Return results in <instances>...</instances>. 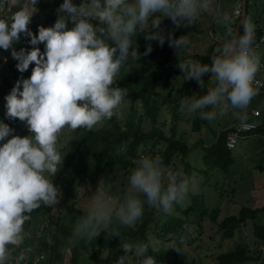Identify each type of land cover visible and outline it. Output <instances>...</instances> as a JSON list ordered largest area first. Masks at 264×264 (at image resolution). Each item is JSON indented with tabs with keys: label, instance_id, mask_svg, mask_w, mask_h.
<instances>
[{
	"label": "clouds",
	"instance_id": "clouds-1",
	"mask_svg": "<svg viewBox=\"0 0 264 264\" xmlns=\"http://www.w3.org/2000/svg\"><path fill=\"white\" fill-rule=\"evenodd\" d=\"M4 2L20 6V10L8 19L0 18V48L11 49L20 73L33 64L35 67L30 78L21 76L5 97L6 117L26 122L31 135L13 136L15 130L0 122V141L7 140L0 146V264H13L14 250L26 238L24 224L30 214L42 205L51 208L60 203L62 191L51 177L64 162L57 147L61 133L65 129L93 130L113 116L120 118L128 92L114 85L121 69L141 55L133 47L138 34L147 33L146 40L158 41L161 46L167 39L178 55L190 40L166 33L161 27L165 18L181 29L211 13L224 29L216 37L218 47L211 65L192 59L177 65L185 81L195 80L203 88L204 77L211 75L214 83L199 98L181 99L182 113L199 112L200 119L211 122L231 112L233 118L244 122L251 101L264 88L257 79L262 65L255 47L254 23L241 15L239 28L233 31L241 8L239 0L232 13L216 0H83L79 4L63 0L54 26H40L38 35L29 28L38 0H28L31 8L20 5V0ZM21 34L30 37V51L13 47ZM42 43L43 52L38 47ZM152 50L149 44L143 55ZM189 184L182 170H171L159 156H142L128 177L123 196L115 200L98 190L68 242L74 246L110 231L112 237L121 238L117 226H134L143 217L145 204L157 213H170L187 195ZM120 247L125 255L116 264H132L133 259L135 264H156L148 254L150 243L125 242Z\"/></svg>",
	"mask_w": 264,
	"mask_h": 264
},
{
	"label": "trees",
	"instance_id": "trees-1",
	"mask_svg": "<svg viewBox=\"0 0 264 264\" xmlns=\"http://www.w3.org/2000/svg\"><path fill=\"white\" fill-rule=\"evenodd\" d=\"M74 2L79 4L83 0H74ZM248 2L249 0H247V15L249 13ZM62 3L63 0H53L52 2L38 0V13L46 15V20H44L45 28L54 26L58 17L57 9ZM0 4L4 10V12L0 13V18L8 19L9 17L7 18L5 12L9 11L8 14L11 17L16 11L20 10V6L14 5L10 7L4 0H0ZM237 21L238 18L233 25V31ZM96 23L97 26H101L99 22ZM263 25L264 23L259 24V20L255 21L256 29H260ZM161 27L166 33H173L177 38L181 35L189 38L192 33L203 32L197 22L177 29L168 18L162 21ZM33 33L35 32L33 31ZM146 34L141 33L133 38V47H136L138 53L141 55L136 60L130 61L127 67L121 69L116 85H114L125 88L128 92L126 98L129 97L131 101L128 104L126 113L120 114V118L113 116L111 119H108L109 125L95 127L93 130L84 128L75 130L72 133V141L68 142L64 149L61 148L60 151H66L64 162L63 165L59 166L58 173L52 176L51 179L65 193H74L76 183L82 177L95 180L100 171H104L107 166L117 164V162L126 171H132L136 168L137 161L142 156H159L167 167L174 163V157L178 155H182V159L186 158L189 145L185 140L177 136L176 128L180 120L188 119V117L187 114H183L180 111L179 102L186 97L199 98L207 93L209 87H213L214 85L211 84V75L204 77L205 84L203 88H200L198 82L195 80L185 81L184 74L177 65L187 59L211 65L212 56L218 47V41H213L205 53H186L182 50L177 55V50L169 46L167 39L164 45L161 46L158 41L146 40L144 38ZM29 41L30 37H25L21 34L20 41L14 45L30 51L33 46ZM149 44L152 45V52L148 55H143ZM38 47L42 52L45 50L43 43L38 45ZM7 53L8 50L5 51L0 48V96L10 94L16 81L21 76L27 79L32 74L31 68L24 73H20L16 68L18 61L12 59ZM4 55L7 56V60L3 59ZM4 69L14 72L16 81L8 77H2L1 79ZM141 81H144V83H141ZM139 100L142 102V111L138 107ZM165 106H167V112L171 113L174 121L172 132L169 135L162 129L163 123L159 125L160 120L163 118L162 110ZM145 117L151 120L152 126L150 130H146L143 126ZM4 120H6V113L0 110V122ZM203 122L204 120L199 117V112H196L192 123V130L200 131ZM9 126L19 129L18 126ZM260 130H264L263 121L259 123L258 128L254 131ZM26 131L28 129L21 133L26 134ZM228 132L229 130H224L219 134L218 143L219 147H224L227 152H229L226 146ZM161 143H166V147L163 150H158ZM125 144L128 145V149L124 155H120L119 148ZM142 145L144 148L141 149ZM204 158L206 161L214 160L218 162L219 160H223L225 167L229 166L233 161L230 154H225L223 149L219 150L216 147H213L212 151H207ZM126 188L111 184L108 187V193L118 200L123 196ZM147 207V204H145V208ZM199 207H202V209ZM41 209L43 215L38 220V223L45 221V224L42 225L45 237L43 236L44 238L39 240L41 244L38 252L43 251L48 254L47 258L43 260V264L63 261L65 252L62 248L65 246H69L71 249L69 264H80V249L86 250L89 248L92 249L91 257L96 263L110 264L109 257L101 258L100 256L103 249H108L109 253H111L124 241L136 239H141L143 243H150L148 254L153 256L158 264H196V261L190 260L186 253L185 246L190 247L189 244H192L190 242L192 238H188V234L191 233L187 231V228L183 227V220L181 218L169 215L167 216L168 219L164 217L163 221H157L156 210L150 212L146 209L147 212L143 215L142 222L138 221L132 227L117 226L116 230L121 232V238L114 237L115 239L113 240L111 231L108 234L102 232L96 239L89 242L82 240L73 246L68 242L73 229L64 221L62 212L54 213L52 207L49 208L42 205L39 209L34 210L32 214L37 215ZM192 210H201L199 217H205L206 214H210L209 209L205 205V199L200 195L193 197L192 204L187 208L181 209L182 214ZM219 210L220 208L213 209L210 216L212 220L218 221ZM65 211L68 214H78L82 217L86 214V210L76 208L75 202L70 203L65 208ZM215 212L216 214L213 215ZM261 212H264V205L255 208L242 206L238 214L228 215L218 223L219 231H221L224 239L233 238L249 219H256ZM201 221L197 219L198 223H201ZM161 222H166L163 228L159 226ZM152 223H154L153 227L151 226ZM51 227H55V230L52 231ZM24 229L27 235L20 248L14 250L13 264H36L35 256L25 263L17 261L23 254H27L28 251L34 249V238L30 234L31 229H29L28 222L24 224ZM253 230L254 235L264 242V222L255 223ZM152 233H155L158 238H164L165 243L174 241L172 246L167 248L163 245L158 249H154L150 238V234ZM194 237H197V235ZM23 249H25V252H23ZM216 259L218 264H264V253L259 247L254 248V252H252L246 245L238 244L234 249H229L218 254Z\"/></svg>",
	"mask_w": 264,
	"mask_h": 264
},
{
	"label": "rangeland",
	"instance_id": "rangeland-1",
	"mask_svg": "<svg viewBox=\"0 0 264 264\" xmlns=\"http://www.w3.org/2000/svg\"><path fill=\"white\" fill-rule=\"evenodd\" d=\"M43 1L52 2L53 0ZM237 2L238 0H216V4L218 6L230 13L235 11V5ZM239 2L241 4V0H239ZM20 5H26L29 8L32 7L28 3V0H20ZM1 7L2 5L0 4V13L4 12ZM248 7L249 13L247 17L250 21L254 23V25L256 20H259V24L264 23V0H249ZM37 9L38 11L33 14L32 22L29 25L30 30H33L35 34H38L39 27L44 26V20H46V15L38 13L39 8L37 7ZM8 12H5V15L7 18H10ZM239 15L240 12L239 14L236 13V19L239 18ZM197 23L201 26L203 32H195L191 34L189 37L190 45L183 50L186 53H205L213 41H218L216 39L217 35L223 34L224 32V29L215 23L211 13L202 14ZM210 29H214V33H211ZM13 47H15L17 51L21 49V47H17L16 45H13ZM256 50L264 61V44L259 46ZM7 54L11 56V49L8 50ZM3 59L7 60V56L4 55ZM34 67L35 64L31 65L29 68L33 69ZM259 76L264 78V68L260 72ZM2 77H8L9 79L16 81L14 72L8 69L3 70L1 79ZM141 83H144V81H141ZM211 84L214 85L213 82ZM5 97L6 96H0V110L4 113H6ZM130 101L129 97L125 99L120 107V114L126 113ZM138 107L139 110L142 111V102L140 100L138 101ZM252 107L260 108L263 115L259 118V122H264V93H259L256 97H254L247 110ZM162 113L163 118L160 120L159 125L163 123L162 129L169 135L172 132L174 124L173 117L171 113L167 112V106H165L162 110ZM187 117L188 119L180 120L178 122L176 131L177 136L185 140L189 145V151L187 152L185 159H182V155L174 157V163L168 166V168L173 171H183L184 175L190 180L189 191L181 202L173 205L170 213H157V221H163L164 217L168 219L167 216L169 215L183 220V227L187 228V231L191 233L188 234V238H192L190 241L192 244H189L190 247L185 246L186 253L188 254L190 260L196 261V264H218L216 259L217 255L229 249H234L238 244L246 245L252 252H254V248L259 247L264 253V242L260 241L254 235L253 230L255 223L264 222V212H261L256 219H249L238 230L237 234L233 238L224 239L218 228V223L224 217L238 214L242 206L255 208L264 205V130L241 134L237 147L232 150L229 149V152H227L224 147H219V134L224 130L228 131V128L231 126L238 127L241 123L240 120L232 117L231 112L228 116L215 121L209 122L204 120L200 131L192 130L195 113L187 114ZM3 123L19 127V129L12 128L15 130L13 132V136L25 137L31 135L29 131H26V134L21 133L26 130L27 127L26 122H21L19 119L10 120L6 117V120H4ZM106 125H109L107 120L96 127ZM143 126L146 130L151 129L152 123L148 117L144 118ZM73 132L74 131L71 129H65L61 133L57 146L59 151L61 148L64 149L68 142L72 141ZM5 142H7V140L0 141V146H2ZM165 147L166 143H161L158 150H163ZM213 147H216L219 150L223 149L225 154H230L233 158L232 163L225 167L223 160H219L218 162L214 160L206 161L204 156L207 151H212ZM140 148L142 149L144 146L142 145ZM127 149V144L120 147V155H124ZM60 152L62 156L66 154V151ZM218 156H220V154H218ZM118 163L119 162H117V164H111L107 166L104 171H100L95 180L86 177L79 179L76 183L75 191L72 194H67L64 190H61L63 195L60 203L59 205L52 207V211L54 213L62 212L64 215V221L73 229L78 219L82 216L78 214H68L67 211H65V208L70 203L75 202L76 208L87 210L92 199L98 194V190L99 194H107L111 196L108 193V187L111 184L121 187L128 186V177L132 171H126ZM101 181L103 182L101 183ZM199 195L205 199V205L209 209L210 214H206L205 217H199L201 215V210H192L188 213L185 212L182 214L181 209L187 208L190 204H192L193 197ZM111 197L117 200V198L113 196ZM199 208L202 209V207ZM214 208H220L217 218L218 221L210 218ZM146 209L150 212L155 210L149 207L144 208V214L147 212ZM215 214L216 212L213 213V215ZM42 215L43 211L41 209L37 215L31 213V219L27 221L29 223V229H31L30 234L34 238V249L28 251L27 254H23V259L18 258L17 261L19 263H25L35 256L36 264H43V260L47 258L48 254L46 252H38L41 244L39 240L45 237L42 229V225L45 224V221L38 223V220L41 219L40 217ZM197 219L202 220L201 223H198ZM139 222H142V218ZM165 223L161 222L159 226L163 228ZM151 226L153 227L154 223H152ZM51 230L54 231L55 227H51ZM185 234L187 235V233ZM196 235L197 237H194ZM150 238L154 249H158L163 245L170 248L174 242L168 241L165 243L164 238H158L155 233L150 234ZM112 239L114 240L115 238L112 237ZM125 242L132 243L133 245L143 243L141 239L126 240L123 243ZM123 243H121V245ZM62 250L65 252L63 261H55L50 264L70 263V247L65 246ZM23 252H25V249H23ZM79 252L81 256L79 261L80 264H108L96 263V261L91 257V248L86 250L80 249ZM122 255H125V252L120 246L111 253H109L108 249H103L100 254L101 258L109 257L110 264H116V261ZM132 264H135L134 259ZM156 264L158 263L156 262Z\"/></svg>",
	"mask_w": 264,
	"mask_h": 264
},
{
	"label": "built area",
	"instance_id": "built-area-1",
	"mask_svg": "<svg viewBox=\"0 0 264 264\" xmlns=\"http://www.w3.org/2000/svg\"><path fill=\"white\" fill-rule=\"evenodd\" d=\"M210 32L214 33V29H210ZM262 44H264V25L260 29H256V45H255L256 49ZM261 65L262 66H261L260 72L264 68V61L262 59H261ZM260 72L257 75V79L261 80V82L264 83V78L259 76ZM261 89H264V88H261ZM259 116H261V110L258 108H253L249 111V116H246L247 119L244 122H241L238 127L231 128L229 130L228 135H227V140H226V146L228 149L232 150L237 147L241 134L250 133L258 128L259 123L255 120V118Z\"/></svg>",
	"mask_w": 264,
	"mask_h": 264
},
{
	"label": "water",
	"instance_id": "water-1",
	"mask_svg": "<svg viewBox=\"0 0 264 264\" xmlns=\"http://www.w3.org/2000/svg\"><path fill=\"white\" fill-rule=\"evenodd\" d=\"M247 15V0H241V10H240V15L236 24V27L234 28V33L237 28H239V19L241 15ZM240 32H242V29H240ZM260 93H264V89L260 90Z\"/></svg>",
	"mask_w": 264,
	"mask_h": 264
},
{
	"label": "crops",
	"instance_id": "crops-1",
	"mask_svg": "<svg viewBox=\"0 0 264 264\" xmlns=\"http://www.w3.org/2000/svg\"><path fill=\"white\" fill-rule=\"evenodd\" d=\"M253 108H258V109H260L259 107H252V108H249V110H247L246 111V116H249V111L251 110V109H253ZM262 115H263V112H261V116H259V117H257V118H255V120L258 122V123H261V122H259V118L260 117H262ZM264 120V119H263ZM235 126H231V127H229L228 128V130H230L231 128H234ZM254 131H252V133H253ZM251 133V132H250ZM244 136H246V135H244Z\"/></svg>",
	"mask_w": 264,
	"mask_h": 264
}]
</instances>
